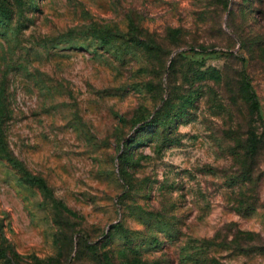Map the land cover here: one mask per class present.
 Segmentation results:
<instances>
[{"label": "rangeland", "instance_id": "rangeland-1", "mask_svg": "<svg viewBox=\"0 0 264 264\" xmlns=\"http://www.w3.org/2000/svg\"><path fill=\"white\" fill-rule=\"evenodd\" d=\"M0 264H264V0H0Z\"/></svg>", "mask_w": 264, "mask_h": 264}, {"label": "trees", "instance_id": "trees-1", "mask_svg": "<svg viewBox=\"0 0 264 264\" xmlns=\"http://www.w3.org/2000/svg\"><path fill=\"white\" fill-rule=\"evenodd\" d=\"M202 52H206L204 49H202ZM250 96H251V102L253 104V108L254 109H257V103L256 101H253V98L255 99V95L254 93L252 92V90L249 92Z\"/></svg>", "mask_w": 264, "mask_h": 264}]
</instances>
